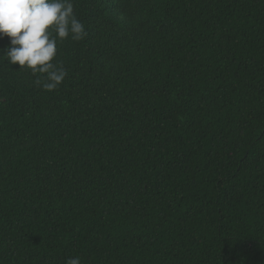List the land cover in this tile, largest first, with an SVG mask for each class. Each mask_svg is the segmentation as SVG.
I'll return each instance as SVG.
<instances>
[{
    "label": "trees",
    "instance_id": "16d2710c",
    "mask_svg": "<svg viewBox=\"0 0 264 264\" xmlns=\"http://www.w3.org/2000/svg\"><path fill=\"white\" fill-rule=\"evenodd\" d=\"M74 4L56 90L0 60V264H264V0Z\"/></svg>",
    "mask_w": 264,
    "mask_h": 264
},
{
    "label": "clouds",
    "instance_id": "9594fccd",
    "mask_svg": "<svg viewBox=\"0 0 264 264\" xmlns=\"http://www.w3.org/2000/svg\"><path fill=\"white\" fill-rule=\"evenodd\" d=\"M74 9V0H0V38H9L0 60L29 70L43 90H56L68 75L56 60L59 43L87 36ZM65 264H81V258H69Z\"/></svg>",
    "mask_w": 264,
    "mask_h": 264
}]
</instances>
